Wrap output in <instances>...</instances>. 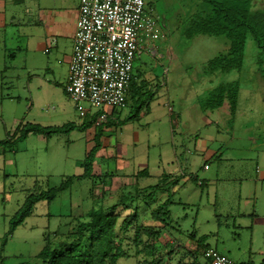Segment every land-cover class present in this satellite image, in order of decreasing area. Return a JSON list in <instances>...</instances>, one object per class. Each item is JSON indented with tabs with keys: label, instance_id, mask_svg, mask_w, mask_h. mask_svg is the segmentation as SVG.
I'll list each match as a JSON object with an SVG mask.
<instances>
[{
	"label": "rangeland",
	"instance_id": "rangeland-1",
	"mask_svg": "<svg viewBox=\"0 0 264 264\" xmlns=\"http://www.w3.org/2000/svg\"><path fill=\"white\" fill-rule=\"evenodd\" d=\"M148 1V15L159 27L167 48L175 49L176 55L184 58V71L187 79L191 80L189 85L184 86L176 78H172L170 71L167 77L159 79L154 85L162 89V92H167L171 107L172 92L186 94V106H195L197 92L209 78V71L205 68L210 60L223 52L221 49H224L225 41L209 36H198L192 40L177 36V30L172 25L180 20V9H189L190 13H195L196 10L203 9L200 3L192 0ZM252 8L264 10V0H253ZM18 10L19 7L15 6L14 11ZM17 45L18 42L14 40L8 46L14 49ZM163 53L166 58L158 63L168 68L167 52ZM257 55L254 43L248 39L243 72L239 74L240 86L235 114L230 115L227 105L229 112H218L217 125L203 128L196 134L195 130H188L183 137L182 149L178 147L179 162L184 163L193 157L197 160L194 164L197 168L205 163L209 173L217 174V180L212 184L207 185L205 182V186L200 187L193 180L186 179L183 181L184 186L172 197L170 183L174 170L172 164L175 161L172 156V118L170 125L168 123L170 114L164 109V117L158 120H155V116L132 120L140 111L145 110L146 104L143 100L152 93L151 89L142 92V100L128 103L129 107L122 109L120 117L113 122L104 121L101 117L105 115L104 109H93L87 103H82L84 116L77 122L81 125L91 123V126L96 123V140L100 147L104 144L107 148L106 155H112V158H95L97 152H93L91 160L97 165L92 166L91 174L95 176V181L89 178L73 180L51 203L40 202L34 205L32 214L9 234L10 220L21 209L28 194L57 188L68 178L83 173L80 166L89 157L90 137L86 131L73 129L50 137L29 134L22 143H17L14 147L5 151L0 147V264L35 263V256L47 242L52 248H58L67 238H73L70 235L76 221L85 218L90 210H107L113 206L116 207V213L120 214L117 228L124 217L136 209L138 224L149 227L148 233L152 236L141 234L140 243L135 248V225L125 232L116 228V236L121 239V248L130 256L120 258L117 264H145L154 258H161L159 264H191L194 262V253L197 264H206L201 257L203 249L195 248V243L188 238L190 234L194 235L201 247L208 246L217 250L233 264H260L264 259V182L259 181L254 186L252 182L243 181L256 164L260 170H264V79L258 73ZM149 69L148 74H155L154 70L160 67L152 66ZM19 73V69L14 70L15 75ZM2 74L0 72V142L6 140V136L11 138L19 124L34 125L30 121L35 115H49L51 112L46 111L51 107L56 110L59 103H69L63 91L45 86L41 89L44 92H39L40 89L35 90L31 85L28 93L25 81L20 77L10 86L2 81ZM206 94L198 98L199 103ZM163 100L165 101L160 98L159 103L163 104ZM101 112L103 114L100 116ZM157 116L160 117L161 114ZM215 117V114L210 116L211 119ZM94 119L96 122L93 123ZM55 124L63 127L73 123L65 119ZM108 126L114 128L111 133H106V140L102 142L104 128ZM204 134L212 136V141L205 143L208 148L216 149L222 155L220 161L213 159L212 155L208 154L203 158L194 152V137L204 138ZM196 156L201 158L197 159ZM137 171H145L151 175L146 182L152 186H162L160 180L163 175L168 174L169 178L163 182L167 186V192H157L146 203L142 202L140 195L134 199L135 190L131 186L130 178ZM201 171L198 169L196 172L200 179ZM115 174L124 181L118 180L120 182L116 181L113 187H106L102 192L103 184L106 186L105 183ZM158 174L161 176L157 180ZM125 179H129V182L123 185ZM141 184L142 182L139 185ZM95 187L97 194L93 192ZM167 194L171 197V205L167 211L166 224L161 225L151 220L150 212L165 202ZM246 199L248 205L244 203ZM172 201L175 204L172 205ZM155 234L158 237H154ZM143 242L154 246V256L147 255ZM176 243L180 249L167 259V251L175 250L173 245Z\"/></svg>",
	"mask_w": 264,
	"mask_h": 264
},
{
	"label": "crops",
	"instance_id": "crops-1",
	"mask_svg": "<svg viewBox=\"0 0 264 264\" xmlns=\"http://www.w3.org/2000/svg\"><path fill=\"white\" fill-rule=\"evenodd\" d=\"M79 4L80 0H0V72H3L2 81H4L6 85L12 86L20 77V79L25 81L26 84L24 83V85H26L28 93H30L29 86L33 85L35 90L40 89L39 92H44V90L41 91L43 87L51 86L57 90L63 91L65 94L64 87L68 78V64L73 46V36L78 17ZM15 6L19 7V12L14 11ZM172 27L177 30V36L181 37L180 20L173 23ZM14 40H16L19 45L13 49L8 45ZM154 46V50L156 51L155 56L149 50L142 49L134 59L132 78L126 97L127 105L123 110L129 107L128 103L132 104V101L138 102L141 98L142 92L151 89L152 98L148 107L145 108V110H142L144 112L140 111L137 117L132 118V120L135 121L136 118L142 119L153 116H155V120H158V118L160 119L164 117V109H167L170 114L168 123L170 125L172 118V123L174 124V127L172 126V156L175 162L172 164V169L174 170L172 171L171 181L173 197L175 192L184 186L183 181L186 179L193 180L200 187L205 186V182H207L208 185L217 180V174L209 173L207 164L204 163L200 168H197V166L194 165L197 160L193 157L191 160L185 161L184 163L179 162L177 153L180 151L177 150L178 147H180L179 149H182L183 147L182 143L183 137L186 135L185 132L188 130H195L196 134L200 133L203 128H209V126H212L213 124L217 125L218 112H226L228 109L227 103H224L218 110H203L198 102V98L211 91L221 82V80H223L221 76H211V74L208 75L209 78L206 80L207 82H204L205 85L203 84L198 90L197 104L195 106H193V104L186 106V94L172 92L171 107L167 92L164 93L162 92V89L155 87L156 85L154 84L157 83L156 81L167 77L170 71L172 73V78H176V80L184 86L189 85L188 82L191 80L187 79L186 72L184 71V58L180 57V55H176L177 53L175 49L171 50L167 48L168 46L165 43L164 36H162L160 41L155 43ZM225 50L226 49H221V51ZM163 51L167 52V58L169 61L168 68H165L158 63L159 60H164L166 58V54H164ZM152 66L155 68L159 66L160 69L154 70L155 74H151L152 72L148 74L150 70L149 67ZM15 69H19L20 73L15 75ZM6 73L8 76H5ZM239 79L240 75L236 72L234 75H229L226 78V81ZM178 82H175V84ZM204 86L206 87L203 88ZM0 96L2 97L1 94ZM16 97L19 99V96ZM160 98L165 99V101L163 100V104L159 103ZM74 109V105L70 100L67 104L59 103L56 110L51 107L46 111L51 112L49 115H35L30 123L43 127H59L57 126L59 124H55V122L67 119L69 123H73L75 126H81V124L77 122L81 117ZM123 110L106 108L104 109L105 115H102L101 117L104 118V121L112 120L111 122H113V120L120 117L119 113ZM159 113L161 114L160 117L157 116ZM212 114L216 115L214 119L210 118ZM95 125L96 123L84 130L88 132V136L90 137L88 153L94 149L96 144L97 134ZM113 128V126L104 128V137L101 138L102 142L106 140V133H111L110 131ZM203 137L204 138L194 137V152H197V154H200L203 158L206 155L208 156V154L212 155L213 159L220 161L222 155H220L216 149L208 148L205 143L207 141H212V136L204 134ZM106 149L107 148L104 147V144H102V147H99L96 151L97 154L95 158L103 156L112 158V155H106ZM199 158L201 157H197V159ZM96 165L97 164H93L92 166ZM198 169L202 170V179L196 174ZM178 172L179 175L177 174ZM136 173L130 178L132 182L131 186L134 188L133 190L145 189L152 186L146 182L151 178V175L143 178H135ZM116 176L117 174L111 179H108L105 183L106 186L103 184L101 187V189H103L102 192L106 187H113L116 184V181L123 180ZM160 176L161 175L158 176L157 180ZM126 179L125 182H123L124 180L122 181L123 185H126L127 182H129V179ZM243 181L252 182L254 186H256L255 184L259 181L264 182V170H260L256 164L254 170L252 168L251 173H247V176ZM140 182H142L141 185H139ZM160 191L167 192L165 186L163 187V190H159L158 192ZM93 192L97 194L96 187L93 188ZM102 192L100 193V197H102ZM247 200L248 199L244 200L245 205H248ZM173 204L175 203L172 201V205ZM177 204L180 205V203Z\"/></svg>",
	"mask_w": 264,
	"mask_h": 264
},
{
	"label": "trees",
	"instance_id": "trees-1",
	"mask_svg": "<svg viewBox=\"0 0 264 264\" xmlns=\"http://www.w3.org/2000/svg\"><path fill=\"white\" fill-rule=\"evenodd\" d=\"M253 0H192L203 5L202 10H196L195 13H190L189 9H180V28L181 37L186 40H192L198 36H209L222 38L224 49L222 53L217 55L214 59L210 60L205 69L209 71L211 76H221L223 80L214 87L211 91L207 92L206 96L201 100L200 106L203 110H218L224 103H227L230 115L235 114L238 101L239 80L226 81V78L232 73L243 72V60L246 42L250 39L258 52L257 65L259 67V76L264 79V10H252ZM184 10V11H183ZM143 95V94H142ZM141 95V100H142ZM152 98V94L147 95L143 103L148 107ZM139 99V100H140ZM100 110V109H99ZM103 114L102 112L100 113ZM97 119V118H96ZM93 120V123L96 122ZM92 124L75 126L69 124L58 128H43L38 125H21L14 130L13 136L0 142V147L5 151L7 148L14 147L17 143L24 141L29 134L44 135L50 137L66 133L73 129L81 131L86 130ZM100 147L98 140L93 150L88 153L84 162L81 164L83 173L77 176L68 178L57 188L48 189L43 192H34L28 194L24 203L19 211L10 220L8 233L11 234L16 227L20 226L24 220L32 214L34 205L40 202L51 203L55 200L57 194L68 188L73 180L92 179L95 181V176L92 173V160L91 154L96 152ZM148 176L145 171L136 173L135 178H143ZM104 178V177H103ZM106 178V177H105ZM169 178V175H163L160 180L162 186L154 185L145 189L135 190L134 199L139 195L140 199L145 202L151 201L152 197L163 187H167L163 182ZM172 185V183H170ZM123 205V204H122ZM171 205V197L167 194L165 202L159 204L154 210H151V220L165 225L168 208ZM123 208H126L123 206ZM127 210V208H126ZM134 209L129 215H126L119 227L117 222L120 219V214L116 213V207L110 209H92L85 218L78 219L73 233H71L70 240L67 238L62 242L58 248H52L51 244L47 242L44 247L35 256V263L24 262L21 264H117L120 258H129L130 256L121 248V239L116 236L117 230L125 232L128 228L135 225V232L133 235V242L135 248L140 243L142 235L150 236L149 227L138 224V215ZM154 237H158L157 234ZM189 240L195 243L196 249H209L208 246L201 247L194 235H189ZM150 240H153L152 238ZM199 241V239H197ZM144 251L147 255L154 256L156 249L153 245L147 242L142 243ZM173 250L167 251L166 258L169 259L173 253L180 249L176 243L173 245ZM161 258H154L153 261L146 262L145 264H159ZM193 263L197 264L195 253L193 254ZM246 264H251L248 262ZM260 264H264V259Z\"/></svg>",
	"mask_w": 264,
	"mask_h": 264
},
{
	"label": "built area",
	"instance_id": "built-area-1",
	"mask_svg": "<svg viewBox=\"0 0 264 264\" xmlns=\"http://www.w3.org/2000/svg\"><path fill=\"white\" fill-rule=\"evenodd\" d=\"M160 38L144 0H80L64 87L79 116L82 103L124 109L135 57L142 49L155 56ZM201 257L206 264H233L210 248Z\"/></svg>",
	"mask_w": 264,
	"mask_h": 264
},
{
	"label": "flooded vegetation",
	"instance_id": "flooded-vegetation-1",
	"mask_svg": "<svg viewBox=\"0 0 264 264\" xmlns=\"http://www.w3.org/2000/svg\"><path fill=\"white\" fill-rule=\"evenodd\" d=\"M145 1V5L147 4V3H149V1L148 0H144Z\"/></svg>",
	"mask_w": 264,
	"mask_h": 264
}]
</instances>
